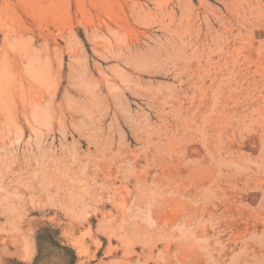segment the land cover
Wrapping results in <instances>:
<instances>
[{
    "label": "rangeland",
    "instance_id": "rangeland-1",
    "mask_svg": "<svg viewBox=\"0 0 264 264\" xmlns=\"http://www.w3.org/2000/svg\"><path fill=\"white\" fill-rule=\"evenodd\" d=\"M0 7L51 96L0 120V264H264V0Z\"/></svg>",
    "mask_w": 264,
    "mask_h": 264
},
{
    "label": "bare ground",
    "instance_id": "bare-ground-1",
    "mask_svg": "<svg viewBox=\"0 0 264 264\" xmlns=\"http://www.w3.org/2000/svg\"><path fill=\"white\" fill-rule=\"evenodd\" d=\"M0 10H1V7H0ZM2 10L4 11V9ZM2 10H1L0 15L1 14L3 15ZM3 16H5V14ZM3 20H5V18ZM8 36L10 39L8 38ZM8 36H6L5 38L9 39L10 41L12 39L13 41H15V43L16 41L20 39V37H22L19 34H17L15 30L14 32L13 30L12 31L10 30L8 32ZM11 48H12V51L11 50L8 51L7 49H4L3 52L0 53V120L7 121V123L10 122L12 125L14 122H16L15 124L19 123L20 116L27 117L28 115H32V117L35 118V121L38 122L39 116L43 109V105L46 104L49 98L51 97L49 92L45 93L42 89L43 78L40 73L41 54L40 52L36 53L37 54L36 57H33L35 63L32 64L31 55L27 51L22 52L21 48H14V49L13 47ZM20 53L23 56L19 57ZM25 62L28 63V66L26 67V70L28 72L27 74L32 77L34 83H30V82H27L26 80H23L21 77H19V74L16 73L18 69L23 68ZM13 126H10V127L13 129H16V127L18 128L21 127L19 126V124L17 125L13 124ZM18 128L16 129V131L18 130ZM19 129L20 131H22L23 127L22 129L21 128ZM136 182L138 186L141 188V190L148 189L146 180L142 176L136 175ZM112 190L114 191L113 188ZM113 195L116 196V193L113 192ZM138 195L139 194L135 196L138 197ZM179 195L181 198L179 207L181 208V210H183V204H184V199H183L184 198V182L183 181L181 182L179 186ZM153 200L155 201L154 204L152 203L153 207L157 205V201H161L159 199L156 200V198H153ZM91 201L93 202L94 200H91ZM122 201H125L123 197H122ZM169 201H167L166 204L172 203ZM89 204L91 205L93 203H87V205ZM133 240L134 238H131V240H129V238L127 237V234H123L122 249L124 251V256L127 255V257L125 258L127 263L130 262V259L133 256V252L135 248L134 247L135 243L133 244V242H131ZM181 248L182 247H180L179 249L180 253L182 252L181 250H183ZM164 258L166 259L167 262H170V259L167 256V254L164 256ZM148 262L149 260L146 261V263ZM180 264H183L182 259L180 260Z\"/></svg>",
    "mask_w": 264,
    "mask_h": 264
}]
</instances>
